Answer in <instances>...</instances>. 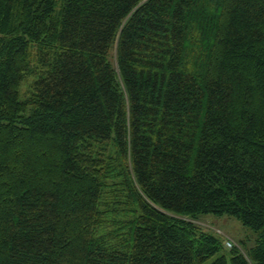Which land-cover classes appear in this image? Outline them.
<instances>
[{
  "label": "trees",
  "instance_id": "16d2710c",
  "mask_svg": "<svg viewBox=\"0 0 264 264\" xmlns=\"http://www.w3.org/2000/svg\"><path fill=\"white\" fill-rule=\"evenodd\" d=\"M210 214L264 264V0H0V264H205Z\"/></svg>",
  "mask_w": 264,
  "mask_h": 264
},
{
  "label": "rangeland",
  "instance_id": "374dc122",
  "mask_svg": "<svg viewBox=\"0 0 264 264\" xmlns=\"http://www.w3.org/2000/svg\"><path fill=\"white\" fill-rule=\"evenodd\" d=\"M24 89L25 86L22 87V92ZM197 224L205 233L215 236L223 247L218 255L208 260L205 264H211L221 256L229 258L231 249L228 248V243L232 244V249L241 245L246 249H251L257 242L258 235L232 217L211 214L200 215Z\"/></svg>",
  "mask_w": 264,
  "mask_h": 264
},
{
  "label": "built area",
  "instance_id": "2783aa9c",
  "mask_svg": "<svg viewBox=\"0 0 264 264\" xmlns=\"http://www.w3.org/2000/svg\"><path fill=\"white\" fill-rule=\"evenodd\" d=\"M227 245H228L229 249H232V244L231 243H228Z\"/></svg>",
  "mask_w": 264,
  "mask_h": 264
}]
</instances>
